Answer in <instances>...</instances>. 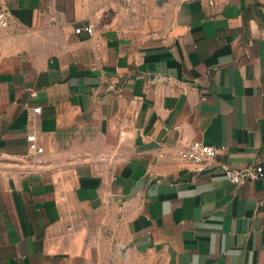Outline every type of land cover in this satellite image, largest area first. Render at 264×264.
<instances>
[{
	"label": "crops",
	"instance_id": "0c3cea01",
	"mask_svg": "<svg viewBox=\"0 0 264 264\" xmlns=\"http://www.w3.org/2000/svg\"><path fill=\"white\" fill-rule=\"evenodd\" d=\"M7 2L0 264H264V0Z\"/></svg>",
	"mask_w": 264,
	"mask_h": 264
},
{
	"label": "built area",
	"instance_id": "2783aa9c",
	"mask_svg": "<svg viewBox=\"0 0 264 264\" xmlns=\"http://www.w3.org/2000/svg\"><path fill=\"white\" fill-rule=\"evenodd\" d=\"M11 12L7 0H0V27L5 28L9 24ZM85 31L87 34H92L91 26L77 27L76 33ZM41 113L39 106L28 110V121L31 122L36 115ZM41 131L38 128H31L26 135L27 152L31 154H41L43 147L40 144ZM219 148L213 145L205 144L199 140L187 142L179 151L180 158L190 164L193 170L198 173L201 170L219 168L224 178L236 185H241L247 180H254L264 177V167L260 164H248L238 167L228 162L217 160Z\"/></svg>",
	"mask_w": 264,
	"mask_h": 264
},
{
	"label": "water",
	"instance_id": "95a60500",
	"mask_svg": "<svg viewBox=\"0 0 264 264\" xmlns=\"http://www.w3.org/2000/svg\"><path fill=\"white\" fill-rule=\"evenodd\" d=\"M206 171H208V169H205V170H201V171H200V173H201V172H206Z\"/></svg>",
	"mask_w": 264,
	"mask_h": 264
}]
</instances>
